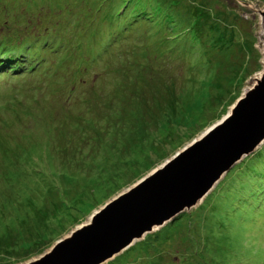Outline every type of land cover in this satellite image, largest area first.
<instances>
[{"label": "rangeland", "instance_id": "374dc122", "mask_svg": "<svg viewBox=\"0 0 264 264\" xmlns=\"http://www.w3.org/2000/svg\"><path fill=\"white\" fill-rule=\"evenodd\" d=\"M245 1L264 4L33 0L34 8L19 5L34 24V36L30 27L22 31L26 43L45 26H55L62 47L74 50L76 26L93 20L87 23L92 31L87 42H96L87 53L102 49L109 70L96 61L83 75L75 63L81 81L65 101L60 92L75 86L73 79L59 76L57 84L44 77L36 92L32 86L42 77L0 79V264H20L42 254L227 113L248 77L263 66L259 16ZM115 10L126 22L117 46V41L108 44L118 24ZM42 38L44 56H54L56 44ZM39 40L11 49L1 42L0 51L17 59L37 49ZM115 51L117 58L111 55ZM39 54L25 62L28 69L41 65V49ZM61 55L53 60L55 68L62 64ZM63 70L66 76L72 73ZM18 94L25 97L19 101ZM12 95L18 106L8 113ZM82 97L89 104L83 105ZM111 115L114 129L108 133L88 125ZM104 264H264V141L198 206Z\"/></svg>", "mask_w": 264, "mask_h": 264}, {"label": "water", "instance_id": "95a60500", "mask_svg": "<svg viewBox=\"0 0 264 264\" xmlns=\"http://www.w3.org/2000/svg\"><path fill=\"white\" fill-rule=\"evenodd\" d=\"M244 3L259 16L257 45L263 66L248 77L227 113L48 250L20 264H104L145 234L198 206L224 174L264 141V4Z\"/></svg>", "mask_w": 264, "mask_h": 264}, {"label": "trees", "instance_id": "16d2710c", "mask_svg": "<svg viewBox=\"0 0 264 264\" xmlns=\"http://www.w3.org/2000/svg\"><path fill=\"white\" fill-rule=\"evenodd\" d=\"M12 1L10 2V0H6V1L0 0V31H2V34H0V43L1 42L4 43V45H6L8 49H11L10 46H12V48H15L16 46H18V48H22L24 46L30 45V43L33 44L34 42H36V40L41 39V35H42L43 36L42 39L48 37V40H51L54 45L56 44L57 53L54 56L52 55L50 57H45L44 54L47 52L46 50H44V45H43L44 43H42L41 40H39L40 42L39 46H36L37 49L33 50L30 53L22 54L17 59H13L12 58L13 54L9 52L0 51V69L3 70L5 68H9L11 71L9 74H0V79H2L4 82L13 79L19 80L25 77H31L32 79L37 77H42V80L40 82H36L32 86L33 89L32 91L36 92L39 90V87L42 84L44 77L51 78L57 84L60 83L59 76H62V78L64 79L65 78L73 79V84L75 86H71L69 88L67 87L65 89L63 88V90L60 92V95L61 94L63 95L65 101L74 93L75 91L74 88H76V84H78L77 82L81 81V78L74 69L75 63L79 65V67L81 68L80 71L83 75L87 71H90L91 65L94 64L96 61H102L103 68L105 67L107 69L109 67L107 59L104 57L105 52L104 53L101 52L102 49H99L94 53H90V51L87 53V49L89 50L90 47L93 48V44H95L96 42L94 38L92 40V46H91V40L87 42L88 33L92 32L91 30H89L90 27H88L89 29L86 28L87 23L92 22L93 20L92 21L80 20L79 26L78 25L76 26L77 31H79V34L77 35V37L75 38V42L73 43L74 45H76L74 50L72 48L69 49L66 46L62 47L61 44L64 43V40H62L61 37L59 36V31H56L55 26L52 28L45 26L44 27L45 30H43V32L40 31L38 37L32 38L30 42L26 43L22 39V31L24 28L27 29L30 27L29 29L30 35L34 36V24L28 21L29 19V17L27 16L28 11L23 9L19 10V5H24L25 8L27 5V9L34 8L35 5L33 4V0H18V1L12 0ZM120 12L121 11L119 10H115L113 13V16L117 18L118 24L117 27L113 30L112 38L108 41V44H110L113 41H117V44L115 46L118 45L121 39V33L125 29L124 23H126L124 17L122 16L123 14ZM131 20H134L132 12H131ZM76 24H78V21ZM9 34L12 35L10 36ZM91 35L92 33L89 35V39H91ZM40 49L42 50L44 56V60L41 61V65L37 67V68L40 67V69L37 71H34L37 68L28 69L25 66V62H31L34 59V57L39 54ZM68 52L70 54L68 56H65V54ZM62 53H63L62 64H60L57 68H55V66L53 65V60L56 58L59 59L62 56L61 55ZM111 55L114 56L115 58H117L118 56L116 54V51L111 53ZM17 61L18 63H16ZM56 61L57 60H54V62ZM64 67H66V71L72 72L69 76L65 75L63 70ZM24 68L27 69L28 71L27 73L23 71ZM51 71L53 73H51ZM23 72L24 74H21ZM96 73L97 72L95 71V74ZM83 79L87 80L84 76ZM213 89H215V87ZM90 90L92 91L93 88H91ZM18 97H19V101H21V98L25 97V95L18 94ZM82 99L84 100V98L82 97L80 98V102L83 103V105H86L85 104L86 101H83ZM17 102L18 99L14 98L12 95L8 103L9 104V110L7 111L8 113H12L13 110L18 106ZM89 102L90 100L87 101L86 103L89 104ZM68 104L73 105L74 102L71 103L68 102ZM3 120L4 118H1L0 116V124L3 122ZM114 122L115 121H113V117L111 115L109 116V118H101V119L97 118L96 121L92 120L88 125H91V128L92 127L102 128L104 129L103 133H108L110 132L111 127H113L114 129ZM97 134L100 136L102 132L99 131L97 132Z\"/></svg>", "mask_w": 264, "mask_h": 264}]
</instances>
